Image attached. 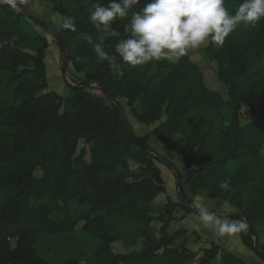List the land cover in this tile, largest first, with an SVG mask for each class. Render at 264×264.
Wrapping results in <instances>:
<instances>
[{"label": "trees", "instance_id": "1", "mask_svg": "<svg viewBox=\"0 0 264 264\" xmlns=\"http://www.w3.org/2000/svg\"><path fill=\"white\" fill-rule=\"evenodd\" d=\"M39 1H49L62 23L73 18L75 31L63 28L59 35L83 80L105 94L98 85L107 88L133 109L138 104L139 121L155 125L138 137L152 150L135 143L107 94L111 103L86 87H71L67 97L45 91L48 39L23 29L26 12L18 6L0 4V264H52L37 252L38 235L70 233L80 221V230L99 240L96 264H190L198 253L186 247V230L168 229L178 206L191 210L169 199L155 206L167 189L151 134L184 158L183 184L193 194L223 199L256 229L264 227V18L255 27L241 25L222 46L208 43L206 56L217 63L223 95L206 84L186 54L136 67L123 62L115 46L130 35L125 25L145 0L127 19L112 21L119 36L89 20L95 6L106 7L109 0ZM241 2L233 0L229 12ZM96 43L115 57V68L98 57ZM227 106L230 118L224 115ZM243 106L249 108L244 125ZM221 181H228V190ZM72 203L85 206L76 219L67 212ZM155 210L162 212L160 221ZM139 238L142 247L130 249ZM241 238L254 251L251 233ZM116 242L128 251H116ZM200 251V264H248L215 242ZM62 264L86 263L71 258Z\"/></svg>", "mask_w": 264, "mask_h": 264}, {"label": "clouds", "instance_id": "2", "mask_svg": "<svg viewBox=\"0 0 264 264\" xmlns=\"http://www.w3.org/2000/svg\"><path fill=\"white\" fill-rule=\"evenodd\" d=\"M140 0H109V5L95 6L89 20L100 30L119 36L112 29L115 19L125 20L130 10ZM18 0H0L16 8ZM264 18V0H242L234 13L225 7V0H145L140 11L132 12L130 23L125 31L130 35L120 39L115 52L132 67L150 61L173 60L182 57L188 50L198 49L202 45L214 43L222 46L226 37L241 25L255 27ZM75 31L73 18L68 17L61 25ZM90 40V38H89ZM94 51L102 60H108L115 68V57H110L100 43L94 44ZM220 188L229 189L228 181H221ZM198 220L213 228L219 236L231 235L244 230V223L222 222L215 215L196 204Z\"/></svg>", "mask_w": 264, "mask_h": 264}, {"label": "rangeland", "instance_id": "3", "mask_svg": "<svg viewBox=\"0 0 264 264\" xmlns=\"http://www.w3.org/2000/svg\"><path fill=\"white\" fill-rule=\"evenodd\" d=\"M21 1H23L26 4L28 9L34 15H36L41 19L46 20L51 25H53L58 33L62 31L63 27L61 26L62 25L61 15L58 12L54 11L53 6L49 1H39V0H21ZM232 4H233V0H225V7L228 9V11L230 10ZM21 25L29 35L31 36L42 35L48 39L49 46L46 51L47 87L45 91H53L63 97H67L69 94H73V92L71 91L70 84L75 85L77 84V81L83 80L85 78L84 73L76 72L73 68L72 63H70L66 75L64 76L62 72L63 55L53 34L47 31L46 29L42 28L40 25H38L27 14L23 17ZM207 45L206 46L202 45L198 49L188 50L186 52V55H189L190 58L202 69L205 75L206 84L211 89L216 90L222 93L223 95H226L225 94L226 89L220 83L217 77V63L215 61H211L206 56ZM177 59L178 58H174L173 60H177ZM86 88L88 91L106 98V100L109 103H111L110 99H108L105 93L97 89H92L91 87H86ZM122 103L124 105L126 117L131 127L133 128L134 132L138 136H141L143 134L152 131L155 125H145L142 122H140L139 119L137 118L136 114L139 112L138 104H135L133 109L132 107L128 106L126 100H122ZM224 115L226 118L231 117L232 109L230 108V106H227L224 109ZM240 122L242 125H244L248 121L246 119L240 118ZM150 144L158 152V154L170 160L176 166V168L181 172L184 178V175L186 173L184 158L178 152L168 148L164 144L162 148L160 145L153 144L151 141ZM80 146H83V141L80 143ZM158 165L162 170V174L165 179L167 193L162 194L156 199L155 206H157V204H164L167 199L180 203L176 171L161 162H158ZM132 166L135 167L137 166V164L132 162ZM229 167L231 171L234 170L233 163H230ZM185 192H186L187 202L188 204H190V206L195 207L196 204H200L202 207H205L210 212L217 214H226L227 212L225 213L216 212L225 209L224 208L225 206L229 208H233L227 201L223 199H215L208 197L204 192L193 195L192 191H190V186L188 185L185 186ZM84 210H85V206L78 205L77 203H72V205L70 206L67 212L69 217H71L72 219H76L82 214ZM212 210H216V211H212ZM237 211L238 210L235 209L234 211L231 212H237ZM161 213L162 212L160 211L158 212V210L152 211V214L155 216V218L158 221L161 220ZM166 216L167 215H163V217ZM175 216H176V220L180 222L178 224H184L181 223V221L184 220L185 224H187V226L185 227L187 228H191V224H192L191 221L194 220L193 218L197 220L198 224L197 226L196 225L195 226L198 231H195L194 233L196 235L198 242L200 241L201 238V240H203L202 242L204 243V241L206 240L205 237L208 236V235L205 236L206 231H208L212 235L217 233L213 228L205 227L198 220L197 215H195L193 212L190 213L186 212L181 206L177 207V213ZM218 220L224 222V220L227 219H218ZM236 220L237 222L242 221L241 218ZM82 223L83 222L80 221L78 223V229L70 233H55V234L40 233L38 235L37 242L35 245L38 254L43 258H45L46 260H48L49 262H51L52 264H62L67 259H71V258L81 260L86 264H96L94 253L97 248L99 240L91 234L82 232L80 230ZM188 223L190 224L189 226ZM157 225L158 227L161 226L160 222H158ZM176 226H172V228L170 227L168 231L172 233L174 231L173 228H175ZM198 232L200 234H198ZM248 233H249V229L247 230V234ZM257 233H258L260 245L264 244V227H257ZM251 236L253 238V246H254L255 238L252 234ZM194 237L195 236L192 235L190 238H188V246L191 249H196V247L198 246L197 244L198 242H196V239ZM141 241L142 238H139L138 244L132 246L130 249H136V250L140 249L142 247ZM15 245L16 243H13V247ZM210 245L211 243L209 244L208 247H210ZM114 247L116 251H121V252L128 251L122 242L114 243ZM253 254L259 257V255L254 251ZM201 259L200 257L197 259L195 258L190 264H200ZM246 259L248 263L255 264L254 262H252V258L246 256ZM263 264H264V260H263Z\"/></svg>", "mask_w": 264, "mask_h": 264}, {"label": "water", "instance_id": "4", "mask_svg": "<svg viewBox=\"0 0 264 264\" xmlns=\"http://www.w3.org/2000/svg\"><path fill=\"white\" fill-rule=\"evenodd\" d=\"M17 6L23 10L24 12H26V14L33 20L35 21L38 25H40L42 28L46 29L47 31L51 32L53 34V36L55 37L60 50L62 52L63 55V62H62V72L63 75H66L67 69L69 67V59H68V54H67V50L66 47L62 41L61 36L59 35V33L56 31V29L54 28L53 25H51L49 22H47L44 19H41L39 17H37L36 15H34L26 6V4L21 1L18 0ZM71 87L73 88H79V87H90L93 86L94 84H92L90 81L87 80H81L79 81L77 84L73 85L70 84ZM100 86L107 94V96L112 100V102L118 107L120 114L122 116L123 119V123L125 126V129L127 130L128 134L133 138V140L135 141V143L144 151L146 152H151L152 148L151 146H148L146 144H143L140 140H139V136L134 132L133 128L131 127L126 114H125V110H124V105L122 103V101L115 97L110 90H108L107 88ZM157 160L158 162H161L165 165H167L168 167H171L172 169H174L176 171L177 174V185H178V189H179V196H180V202L187 208H189L191 210V212H193L195 215L198 216V210L193 207L188 205L187 200H186V192H185V185L183 184V175L181 174V172L176 168V166L170 161L168 160L166 157L162 156V155H158L157 156ZM216 217V219H239L242 218L245 220L249 232L254 236L255 241H254V252L257 253L259 256H261L262 258H264V251L261 250L260 246H259V238H258V233H257V229L255 228V226L252 224V222L250 221V219L244 215L243 213L237 211V212H229L226 214H217V213H213Z\"/></svg>", "mask_w": 264, "mask_h": 264}, {"label": "crops", "instance_id": "5", "mask_svg": "<svg viewBox=\"0 0 264 264\" xmlns=\"http://www.w3.org/2000/svg\"><path fill=\"white\" fill-rule=\"evenodd\" d=\"M147 134V133H146ZM146 134H143V135H146ZM150 141L153 143V144H158L161 146V148L163 147V144L159 143L155 137L154 134H151L150 135ZM191 191V189H190ZM194 195V194H193ZM232 207V206H231ZM225 209L221 210V211H216V210H212V211H216L218 213H229L231 211H234L235 208H229L227 206L224 207ZM194 220H192V224H191V228H187L185 226H187V224H185L184 220L181 221V223H184V224H178L180 223L179 221L175 220L172 222L171 224V228L172 226H176L175 228H173V230H177V229H184L186 230V234H185V239H186V247L193 251V252H196L199 254L197 255L196 259L199 258L200 256H202L203 252H201V248L202 247H208L209 244L211 242H215L217 243L221 248H224V249H227L229 250L230 252L234 253L237 257H241V259H243L245 262H247V259H246V256L252 258V262H254L255 264H263V260L260 258V256H255V254H253V251L243 242L242 238H241V233H247V230H248V226L246 224V222L242 219L241 222H237L236 219H227V220H224V222H236V223H244L246 225V228L244 230H241V231H238V232H235L231 235H225V236H219L217 233H215L214 235L210 234L208 231L205 232V238L206 240L204 241V243L202 242L203 240H201L200 238V241L198 242L197 238H196V235H195V231H198L196 226L198 224L197 220L195 218H193ZM177 223V224H176ZM188 223V226L190 225ZM194 223V224H193ZM196 225V226H195ZM173 231V232H174ZM198 234H200L198 232ZM195 236L194 238L196 239V242H198V246L196 247V249H191L189 246H188V238H190L191 236ZM235 241V242H233ZM248 263V262H247ZM248 264H251V263H248Z\"/></svg>", "mask_w": 264, "mask_h": 264}, {"label": "built area", "instance_id": "6", "mask_svg": "<svg viewBox=\"0 0 264 264\" xmlns=\"http://www.w3.org/2000/svg\"><path fill=\"white\" fill-rule=\"evenodd\" d=\"M249 108L246 106H243L240 109V118L246 119L247 121L249 120V115H248Z\"/></svg>", "mask_w": 264, "mask_h": 264}]
</instances>
